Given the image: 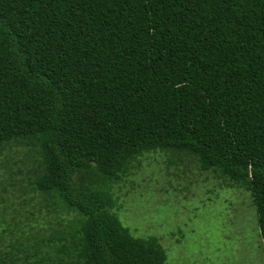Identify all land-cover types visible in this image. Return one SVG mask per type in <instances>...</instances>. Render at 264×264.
<instances>
[{"label":"trees","instance_id":"trees-1","mask_svg":"<svg viewBox=\"0 0 264 264\" xmlns=\"http://www.w3.org/2000/svg\"><path fill=\"white\" fill-rule=\"evenodd\" d=\"M12 143L35 202L0 264H165L112 211L150 150L247 190L264 248V0H0V154Z\"/></svg>","mask_w":264,"mask_h":264},{"label":"rangeland","instance_id":"rangeland-1","mask_svg":"<svg viewBox=\"0 0 264 264\" xmlns=\"http://www.w3.org/2000/svg\"><path fill=\"white\" fill-rule=\"evenodd\" d=\"M26 150L12 143L0 154L2 251L14 250L8 243L14 241L9 238L16 231L14 223L7 227V222L15 216L21 225L35 202L28 185L33 162L25 156ZM111 190L116 200L112 211L132 235L157 236L166 252L165 264H264L250 193L244 188L227 187L183 153L144 152ZM42 215L43 219H32V223L41 226L56 213L43 211ZM5 228L12 233L3 231Z\"/></svg>","mask_w":264,"mask_h":264}]
</instances>
